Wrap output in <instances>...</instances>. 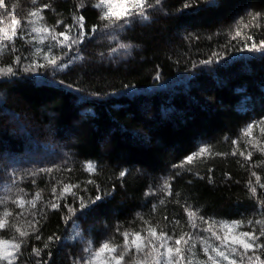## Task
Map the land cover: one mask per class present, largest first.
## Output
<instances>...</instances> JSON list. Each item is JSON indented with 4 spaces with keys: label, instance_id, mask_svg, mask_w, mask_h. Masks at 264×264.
<instances>
[{
    "label": "trees",
    "instance_id": "1",
    "mask_svg": "<svg viewBox=\"0 0 264 264\" xmlns=\"http://www.w3.org/2000/svg\"><path fill=\"white\" fill-rule=\"evenodd\" d=\"M95 2L5 0L22 24L48 4L44 23L57 32L64 31L60 17L74 26L72 36L75 16H84L89 33L99 26L71 49L53 47L55 69L25 70L33 61L46 63L35 52L52 43L33 41L35 34L18 37L0 54V68L15 73L0 75V217L5 209L12 213L0 239H23L15 264H75L78 251L62 245L73 222L97 248L104 241L122 244L125 231L146 235L140 217L158 231L202 238L207 225L195 218L199 227L189 225V206L205 218L264 220V133L253 127L242 135L264 120V52L245 48L264 42V0H191L190 8H184L188 0H162L148 10L149 20L136 18L123 29H104ZM11 18L5 13L0 27ZM205 146L206 153L186 162ZM65 184L77 186L75 195L61 196ZM37 193L33 207L27 201ZM97 195L102 199L89 203ZM21 197L22 210L13 203ZM11 225L30 235L19 237ZM194 252L200 255L198 245ZM257 254L264 260V252Z\"/></svg>",
    "mask_w": 264,
    "mask_h": 264
},
{
    "label": "snow or ice",
    "instance_id": "2",
    "mask_svg": "<svg viewBox=\"0 0 264 264\" xmlns=\"http://www.w3.org/2000/svg\"><path fill=\"white\" fill-rule=\"evenodd\" d=\"M162 0H96L93 4V7L99 10V19L103 23V28H119L123 29L125 25H130L136 18H139L142 21L149 20L148 10L155 8L161 4ZM31 3L35 5L37 0H31ZM205 3L212 4L214 0H205ZM80 7H84V0H81ZM49 7L48 4H44L41 7H37L32 10L25 22L22 24L19 19H17L13 12H9L7 6L5 5V0H0V8L4 9V13H0V24L5 20V13L8 16H11L10 24L0 27V54H3L5 49H7L9 43H14V41L19 37L21 39L24 36H33V41L38 43H44L46 40L51 41L48 45V50L43 51L40 48L36 49L35 55L40 56L46 63L40 64L36 61H33L25 70L31 71L32 68H53L57 67L58 57L52 53L53 47L68 48L71 49L73 45L81 44L86 37L94 35L99 26L93 25L90 33L85 29V18L83 15H78L74 17L75 28L77 30V35L72 36L71 32L73 30V25L65 24L64 31L57 32L56 26H50L44 23L45 17L43 16L44 9ZM193 7L191 0H188L184 4V8ZM255 19V17H253ZM119 21H123L122 24H118ZM57 26L63 24V21L58 20L56 22ZM237 35H240L237 32ZM62 38V39H61ZM115 38V37H113ZM251 39V37H249ZM8 43H5V42ZM32 42V41H29ZM130 47L129 45L119 44V49H126ZM245 48L252 52H264V42L259 44L253 43L251 46L245 45ZM118 49L113 48L112 51L115 53ZM15 51V48H13ZM21 60L20 56L15 58V63H19ZM210 61H205L204 63H209ZM61 68L67 67V64L61 65ZM15 75L11 66L7 68H0V75ZM159 78V77H157ZM253 127H259L261 133H264V120L253 122L245 129L242 130V135L250 136ZM233 143H236L235 141ZM251 143V141H249ZM264 151V149H261ZM208 151V147H201L199 151L192 156L186 158L187 163H192L194 157L200 156ZM236 155V152L232 153ZM240 155H245L243 152ZM251 158V153H248L246 159ZM87 168L89 171L94 170L92 164H88ZM39 171L52 172L51 168L40 169ZM36 173H32L35 175ZM126 175L125 171L120 172V176L124 177ZM253 176H256V173H252ZM93 183V181H89ZM257 183H259V177H257ZM73 187L76 185L65 184L61 190V196L64 193H75L71 192ZM261 188H264V184H260ZM164 189H170V185L167 181L164 184ZM249 191L255 195L256 188L252 186V182L249 181ZM53 194L56 193V189H52ZM40 198V194L37 193L33 200L27 201L28 204H31L35 207V202ZM59 198V197H58ZM102 197L97 195L95 200L89 201V203H95L98 200H101ZM3 201H0L2 203ZM17 207L23 209L26 201L21 197L13 201ZM161 204L164 201L160 202ZM52 208H58L59 205L52 203L50 205ZM80 207H86L84 201L81 199ZM155 210V206H154ZM69 213H73L75 209L69 207ZM185 212L188 216V223L192 228H198L199 225L195 222V219H198L202 224L207 225L202 230L210 234L209 237L200 238L202 245V251L207 257V261H195V264H264V260L261 259V256L257 254L258 252H264V243L260 242L261 237H264V220H248L247 222L243 220H216L215 218H205L200 216L198 211L191 209V207H185ZM12 213L5 209L3 216L0 217V231L4 230L6 227H9L8 217ZM18 215H22L19 213ZM139 215V214H138ZM195 218V219H194ZM144 221L145 228L142 230L146 235H142L141 231L135 232H122L121 236L123 237V244L117 245L113 244L111 241H104L100 244L99 247L93 248L91 242L84 249L86 256L78 259L75 264H125V258L133 253L135 254L132 258V264H194L195 252L193 249L196 247L195 244H190L192 236L190 233L181 232L179 236H176L175 233L169 234L168 232L160 229L158 231L159 225L153 226L149 221L144 220L143 217H140ZM167 220V217H164ZM179 221H176V224H179ZM245 223L247 225H258L259 231L257 232L256 228L253 227L251 231L241 230ZM30 226L35 231V226L29 222ZM15 231L19 234V237L25 238L30 235L29 232L23 231L15 225H11ZM218 241V244H212L211 239ZM36 239H40L37 235ZM53 238L50 237L49 240ZM23 244V239H13L6 240L0 239V262L4 264H15L17 261L20 250ZM45 248L48 247L46 242L44 245ZM163 250V251H162ZM33 252L38 256L40 254L39 249H33ZM188 255H185V253ZM251 253V255L249 254ZM239 257L237 260L236 257ZM39 264V262H38Z\"/></svg>",
    "mask_w": 264,
    "mask_h": 264
},
{
    "label": "rangeland",
    "instance_id": "3",
    "mask_svg": "<svg viewBox=\"0 0 264 264\" xmlns=\"http://www.w3.org/2000/svg\"><path fill=\"white\" fill-rule=\"evenodd\" d=\"M58 20L63 21V24H60V26L63 27V28H64L65 24H71L70 21H68V19H66L64 17H60ZM250 141H255V140L254 139H250ZM1 159L6 161L7 164H10V160L7 161V158L5 157V155H3ZM20 210H22V209L20 208ZM242 220L245 221V222L248 221V220H245V219H242ZM249 220H253V221L262 220V218L259 217V218H256V219H249ZM253 227L256 228L257 232L259 231V226L258 225L254 224L252 226H249V225H247V223H245V226L241 230H243V231H251L253 229ZM204 235H205L204 237H209L210 236V234H208V236H206L207 233H205ZM68 242L73 244V249L74 250L78 251V255H79L80 259L86 256V253L84 252V249L89 245V241L88 240H86V241L82 240V237L80 235V230L76 226V222H73V225L70 227L67 235L65 236V238L62 239L63 248L65 247V245H68ZM210 242L212 244H218V242L214 238L211 239ZM122 244H123V242H122ZM122 244H119V245H122ZM190 244H195V245H198V247H199V254L200 255L198 257H195L194 264H195V261H207V257L204 255V253L202 251V245L200 244V238L192 240L190 242ZM92 247L94 248L93 245H92ZM194 250H195V248L193 249V251ZM134 254H135V250L133 249V253L125 258V264H132V258H133ZM236 259L237 260L239 259L238 256L236 257ZM208 264H211V262H208ZM223 264H227V262H223Z\"/></svg>",
    "mask_w": 264,
    "mask_h": 264
}]
</instances>
